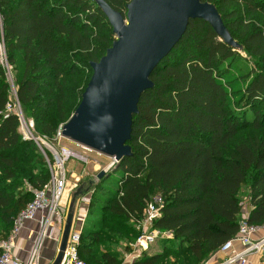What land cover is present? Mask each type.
Segmentation results:
<instances>
[{
  "label": "trees",
  "instance_id": "trees-1",
  "mask_svg": "<svg viewBox=\"0 0 264 264\" xmlns=\"http://www.w3.org/2000/svg\"><path fill=\"white\" fill-rule=\"evenodd\" d=\"M103 1L125 17L130 0ZM200 1L215 7L239 48L191 20L154 69L153 87L132 117L131 155L114 169L122 175L91 195L89 212L94 206L102 219L82 228L77 249L87 264H120L112 243L135 242L154 195L163 204L153 227L172 238L131 264H202L237 235L244 199L247 223L264 227V28L239 12L242 5L248 15H264V0ZM0 29L19 105L35 132L51 138L78 107L90 64L116 39L113 29L96 0H0ZM239 49L256 71L232 83ZM82 68L91 74L77 92L67 78ZM9 102L0 67V219L7 226L33 197L26 186L40 189L50 178L36 145L19 134L17 117L5 114ZM243 131L253 135L238 139Z\"/></svg>",
  "mask_w": 264,
  "mask_h": 264
},
{
  "label": "water",
  "instance_id": "water-1",
  "mask_svg": "<svg viewBox=\"0 0 264 264\" xmlns=\"http://www.w3.org/2000/svg\"><path fill=\"white\" fill-rule=\"evenodd\" d=\"M113 29L115 41L90 64L91 78L80 103L64 123L66 140L119 163L131 155L127 142L141 95L153 87L150 75L185 34L189 21L202 20L233 48L215 7L200 0H130L125 17L103 0H96ZM116 168V167H115ZM114 168V169H115ZM107 176L101 171L97 179ZM69 213L62 234L58 264L72 227Z\"/></svg>",
  "mask_w": 264,
  "mask_h": 264
},
{
  "label": "built area",
  "instance_id": "built-area-1",
  "mask_svg": "<svg viewBox=\"0 0 264 264\" xmlns=\"http://www.w3.org/2000/svg\"><path fill=\"white\" fill-rule=\"evenodd\" d=\"M0 67L4 70L6 81L10 86V102L7 104L5 112L7 114H14L17 117L19 134L24 140L32 141L36 145L38 152L43 156L49 168L50 174L49 181L42 188L33 189L28 185L26 186V190L30 191L33 197L13 219L12 228L8 236L0 240V264H38L40 251L45 240H52L58 244L61 243L66 221V211L62 203L66 186V164L72 158L83 162H87L88 160L84 153L61 145L63 141H66L62 134L64 124L57 128L53 137L48 138L38 135L35 132L33 121L24 118L22 115L1 29ZM77 146L84 152H90L85 147ZM106 158L109 160V163L106 165L105 172L109 173L114 170L117 162L112 158ZM93 192L94 190H90V195L83 198L84 203H90ZM162 204V198L158 195H154L147 203L141 220L136 224L139 236L133 243V248L139 245L150 247L159 240L171 237L170 232L159 231L153 227L155 221L161 216L160 208ZM86 213H78L74 216V222L73 220L72 222L73 225H78V228L72 229L71 227L65 249L58 264H87L80 259L77 249ZM31 225L34 226L32 227ZM261 229H264V227L250 225L247 223V219L240 221L237 235L223 244L218 251L224 255V258L216 264H247L250 256H257L260 260L264 261V235L255 237ZM23 231L29 233L31 243L25 259H21L14 253L16 241ZM139 257L138 254L136 255L134 251H131L126 255V258L129 259L127 264L133 263Z\"/></svg>",
  "mask_w": 264,
  "mask_h": 264
},
{
  "label": "rangeland",
  "instance_id": "rangeland-1",
  "mask_svg": "<svg viewBox=\"0 0 264 264\" xmlns=\"http://www.w3.org/2000/svg\"><path fill=\"white\" fill-rule=\"evenodd\" d=\"M239 12L241 13V17L245 20H247V23H249L251 26H254L257 29H263L264 28V15L262 14H253V15H248L246 12L243 11V6H239ZM109 31V30H107ZM115 39V36H113ZM241 50L239 49V53L241 55L242 60H239L235 63L233 66V70L231 74L228 76L230 77L229 81L234 83L241 81L238 79L239 75H245L250 73L251 70L254 72L256 71L254 68V63L253 61L246 57V55L243 52H240ZM91 74V71L86 68H82L81 71L76 72V74L72 75L71 77H68L67 79L70 80L69 88H76V91L79 92L83 89V86L89 79ZM14 71L12 72L13 76V81L15 77ZM249 79V77L247 78ZM47 88L43 89V93H45ZM12 101H13V96H12ZM22 115L24 118L28 119L25 115L23 110L21 109ZM7 115V112H5ZM18 132H19V127H18ZM252 132L251 131H243L239 133L238 139H244L248 136H251ZM261 134V132L257 133ZM61 145H64L66 147H69L75 151H78L80 153H84L87 157V162L79 161L77 159H70V161L66 164V170H67V176H66V186H65V191L64 195L62 198V203L64 205L65 211H66V218L69 213L72 214V218L78 214V213H86L85 216V222L83 224V227L86 226H92V221H97L101 220L102 216L98 214L94 210V206L92 210L89 212V204L84 203L83 198L87 197L89 194L90 190H96L95 192L98 193L102 187H108V186H115V183L117 180L121 177V172L117 170H113L109 173L105 172L106 165H108L109 160L103 156L99 155L94 151L90 152H84L79 148L75 143L70 142L68 140L63 141ZM37 149V147L35 146ZM38 150V149H37ZM46 163V162H45ZM48 171L49 168L47 167ZM104 171L107 173L108 176L101 177L100 179H97L98 174ZM99 185V186H98ZM26 189V188H25ZM245 191V189H244ZM96 196V195H95ZM98 199V196L96 197V200ZM91 202V201H90ZM107 220H105L104 223H106ZM103 226H100L102 228ZM12 228V223L11 226H7L2 219H0V240L5 239L10 230ZM78 225H74V229H77ZM165 239L159 240L156 242L154 245L150 247H146L145 245H139L136 248H133L131 244H127V242L122 241V240H114L112 243L113 248L120 253V264H127L128 263V258H126V255H128L131 251H134L136 255L138 254L141 258L142 254H149L153 255L156 253L161 252V244ZM138 258V259H139ZM180 262H185V264H193L191 260L185 259L184 261ZM131 264V263H130ZM180 264V263H179Z\"/></svg>",
  "mask_w": 264,
  "mask_h": 264
},
{
  "label": "crops",
  "instance_id": "crops-1",
  "mask_svg": "<svg viewBox=\"0 0 264 264\" xmlns=\"http://www.w3.org/2000/svg\"><path fill=\"white\" fill-rule=\"evenodd\" d=\"M242 211H241V221L246 220L248 218L249 213V206L248 201L245 199L242 201ZM74 222V217H73ZM72 222V229L74 228ZM32 227L34 225H31ZM264 235V229H261L255 237H261ZM172 238L169 237L168 239ZM31 243L29 240V233L27 231H23L20 237L16 241V249L14 253L16 256L20 257L21 259H25L27 255V251L30 249ZM60 244L54 242L52 240H45L40 251L39 255V262L38 264H53L58 256ZM238 249L239 247L236 246ZM224 258V255L217 252L211 255L207 260H205L202 264H216L220 262ZM247 264H264V261L260 260L257 256H250L248 258Z\"/></svg>",
  "mask_w": 264,
  "mask_h": 264
}]
</instances>
